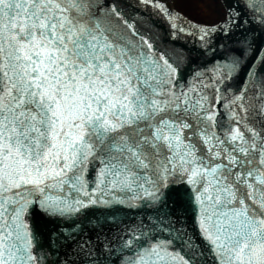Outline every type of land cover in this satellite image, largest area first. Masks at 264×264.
Returning <instances> with one entry per match:
<instances>
[{
  "label": "snow or ice",
  "instance_id": "6c2138e0",
  "mask_svg": "<svg viewBox=\"0 0 264 264\" xmlns=\"http://www.w3.org/2000/svg\"><path fill=\"white\" fill-rule=\"evenodd\" d=\"M0 0V264H264V0Z\"/></svg>",
  "mask_w": 264,
  "mask_h": 264
},
{
  "label": "rangeland",
  "instance_id": "374dc122",
  "mask_svg": "<svg viewBox=\"0 0 264 264\" xmlns=\"http://www.w3.org/2000/svg\"><path fill=\"white\" fill-rule=\"evenodd\" d=\"M173 6L183 13L184 16L200 20L204 18H211V11L206 7L208 0H171Z\"/></svg>",
  "mask_w": 264,
  "mask_h": 264
},
{
  "label": "water",
  "instance_id": "95a60500",
  "mask_svg": "<svg viewBox=\"0 0 264 264\" xmlns=\"http://www.w3.org/2000/svg\"><path fill=\"white\" fill-rule=\"evenodd\" d=\"M169 3L172 5V7H173V9H174V11L175 12H177V13H179V14H182V13H180L179 11H177L175 8H174V6H173V4H172V2L169 0ZM183 15V14H182ZM184 16V15H183Z\"/></svg>",
  "mask_w": 264,
  "mask_h": 264
}]
</instances>
